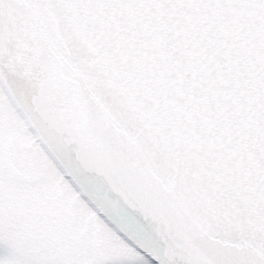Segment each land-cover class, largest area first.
<instances>
[{
	"label": "snow or ice",
	"instance_id": "6c2138e0",
	"mask_svg": "<svg viewBox=\"0 0 264 264\" xmlns=\"http://www.w3.org/2000/svg\"><path fill=\"white\" fill-rule=\"evenodd\" d=\"M0 264H264V0H0Z\"/></svg>",
	"mask_w": 264,
	"mask_h": 264
}]
</instances>
